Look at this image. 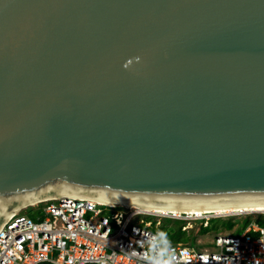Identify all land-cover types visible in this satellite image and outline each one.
I'll return each instance as SVG.
<instances>
[{
    "label": "water",
    "instance_id": "obj_1",
    "mask_svg": "<svg viewBox=\"0 0 264 264\" xmlns=\"http://www.w3.org/2000/svg\"><path fill=\"white\" fill-rule=\"evenodd\" d=\"M56 190L264 201V0H0V223Z\"/></svg>",
    "mask_w": 264,
    "mask_h": 264
},
{
    "label": "built area",
    "instance_id": "obj_2",
    "mask_svg": "<svg viewBox=\"0 0 264 264\" xmlns=\"http://www.w3.org/2000/svg\"><path fill=\"white\" fill-rule=\"evenodd\" d=\"M114 207L64 195L33 205L29 215L20 210L0 228V264H149L143 259L147 238L158 233L153 226L160 221L132 207ZM232 215L239 214L167 217L196 218L207 227L210 219ZM237 229L215 232L213 245L203 249L170 243L172 264H264V225L254 220L240 233Z\"/></svg>",
    "mask_w": 264,
    "mask_h": 264
},
{
    "label": "bare ground",
    "instance_id": "obj_3",
    "mask_svg": "<svg viewBox=\"0 0 264 264\" xmlns=\"http://www.w3.org/2000/svg\"><path fill=\"white\" fill-rule=\"evenodd\" d=\"M40 193L36 196H25L19 199H13L6 203L4 211L1 215L0 227L4 222L14 213H17L22 208L37 204L39 201L47 200L51 197H59L63 195L76 196L81 198H88L98 201L100 203H109V201L115 202L118 198L106 197L95 192L82 191V190H67V191H50L48 194ZM122 201L125 206L135 208L143 213L147 214H164V215H176L182 217L183 215L201 216L210 214H243L251 212H264V201H246V202H220V203H146L137 201ZM239 212V213H236Z\"/></svg>",
    "mask_w": 264,
    "mask_h": 264
},
{
    "label": "rangeland",
    "instance_id": "obj_4",
    "mask_svg": "<svg viewBox=\"0 0 264 264\" xmlns=\"http://www.w3.org/2000/svg\"><path fill=\"white\" fill-rule=\"evenodd\" d=\"M35 205V204H33ZM33 205H28L24 208L21 209V214H28L31 212L32 210V206ZM42 205H44V203H42ZM123 207L118 205L115 206L114 208H112V211L114 210H119L122 209ZM239 213V212H236ZM231 214V213H230ZM262 215H264V212H249V213H243V214H239V215H232V216H227L226 218H222V219H229V218H233V220L235 221L236 225L239 224L246 216H250L252 218V221L256 220L257 218L261 217ZM167 215L164 214H152L151 216H146L147 219L153 220V221H160L163 220L164 217H166ZM186 217H188L187 215H185ZM171 217L173 219H181V218H175L172 216H168ZM183 221H186L185 226H186V233L187 234H183V242L187 243V245L190 248L193 249H203L204 247H211L213 245V240L215 238V232H217L216 230L219 231H228L230 230V226L228 224H224L221 220H218L217 222H215L210 229L204 230L201 227V222L200 220L196 221V218H192L191 220H187V219H181ZM204 221V220H203ZM173 227L177 226V222L175 223V221H172L170 223ZM153 229L155 231H157V228H155L153 226ZM203 231V232H202Z\"/></svg>",
    "mask_w": 264,
    "mask_h": 264
},
{
    "label": "clouds",
    "instance_id": "obj_5",
    "mask_svg": "<svg viewBox=\"0 0 264 264\" xmlns=\"http://www.w3.org/2000/svg\"><path fill=\"white\" fill-rule=\"evenodd\" d=\"M140 58L136 57V61L139 62ZM132 64V61H128L125 64V68H128ZM106 189H111L113 192H120V189H114L111 185L101 186ZM119 202V199L115 200V202L109 201V206L114 207L116 203ZM118 206V205H116ZM121 206V205H120ZM136 214V213H135ZM122 215V214H120ZM117 221L120 222V216L118 215ZM138 231V230H134ZM147 243L149 245V252H145L143 254V259L147 260L149 264H172V260L175 259L174 254H172L170 241L167 238V234L165 232H158L155 236L151 238H147ZM168 256V259L165 257Z\"/></svg>",
    "mask_w": 264,
    "mask_h": 264
},
{
    "label": "trees",
    "instance_id": "obj_6",
    "mask_svg": "<svg viewBox=\"0 0 264 264\" xmlns=\"http://www.w3.org/2000/svg\"><path fill=\"white\" fill-rule=\"evenodd\" d=\"M218 220H221L224 224H228L230 226L231 229L234 228V226L236 225L235 221L233 220V218H229V219H222V218H213L210 219V223L207 227H202V229L207 230L210 229L211 226L217 222ZM172 221H175V223L177 222V226L173 227L170 223ZM252 221V218L250 216H246L238 225V229L236 230V233H240L244 228H246V226ZM256 222H258L259 224L264 225V215H262L261 217L257 218L255 220ZM186 221H183L181 219H173L171 217H164L163 220H161L160 225H158L157 227V232H165L167 234V238L170 241V243H176V242H183V234H187L185 230H183V226H185ZM230 229V230H231ZM219 231V230H216ZM203 232V231H202Z\"/></svg>",
    "mask_w": 264,
    "mask_h": 264
}]
</instances>
